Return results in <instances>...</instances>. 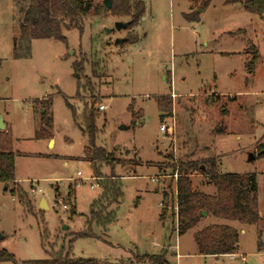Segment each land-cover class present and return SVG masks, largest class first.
Wrapping results in <instances>:
<instances>
[{
  "label": "rangeland",
  "instance_id": "obj_1",
  "mask_svg": "<svg viewBox=\"0 0 264 264\" xmlns=\"http://www.w3.org/2000/svg\"><path fill=\"white\" fill-rule=\"evenodd\" d=\"M17 1L0 0V118L5 125L0 132L12 137L16 183L8 190L0 183V250L17 262L44 260L49 252L67 249L72 235L82 231L91 237L76 239L71 256L100 264H151L136 257L161 252H167L169 264H264V156L258 157L264 149V15L226 0H211L205 10L188 0H141L146 11L138 24L116 30L129 18L96 11L106 0H93L81 34L63 25L65 42L32 41L29 56L16 59ZM127 37L135 41L121 43ZM252 47L260 60L251 71ZM83 59L88 63L81 83L92 81L97 100L95 145L115 160L100 173L121 180L123 199L109 207L115 217L104 225L91 221L101 187L83 153L88 145L80 130L83 103L89 107L93 101L86 90L76 96L73 64ZM95 62L99 77L91 75ZM160 96L171 99V117L161 122L174 125L171 138L160 132ZM213 158L222 174L257 176L259 221L246 226L207 212L179 236L170 203L159 219L163 192L175 191L178 176L172 168ZM189 178L195 192L216 195L211 178L198 171ZM69 186L75 217L66 201ZM12 188L24 203L17 191L11 195ZM215 225L238 231L233 256L199 254L194 234Z\"/></svg>",
  "mask_w": 264,
  "mask_h": 264
},
{
  "label": "trees",
  "instance_id": "obj_2",
  "mask_svg": "<svg viewBox=\"0 0 264 264\" xmlns=\"http://www.w3.org/2000/svg\"><path fill=\"white\" fill-rule=\"evenodd\" d=\"M193 2L197 7L205 10L208 8L211 0H188ZM110 8L97 6L96 11H108L116 18H129L125 22L127 30H132L146 9L143 1L136 0H109ZM236 3L240 5L246 12L257 16L264 15V0H226L225 4ZM93 0H18L16 2V12L21 16L19 24L20 37L13 40L14 58L21 59L28 57L31 49V42L38 40H58L65 42L62 28L65 25L67 30L77 29L80 34L83 32V20L87 17L92 8ZM194 13L186 16V20L191 21ZM122 24V25H124ZM134 42V38L127 37L124 41ZM253 59L249 62V70H253L255 64L260 60L258 51L252 47ZM86 62L73 64V77L77 79V98L79 90L87 91L91 94L93 100L91 105L87 107L83 103V117L85 126L80 127L82 133L88 138V145L84 148V158L91 165L94 178L100 182L101 194L92 205V219L100 224H109L115 217L114 212H108L112 204H119L122 201L121 180L114 177H102L100 171L103 165L113 167L114 158L112 153H108L104 148L95 145L96 137L99 130L95 127L97 113L94 105L96 96L94 95V85L90 79L86 78L85 85H82L80 76L85 71ZM94 63V62H92ZM1 66V64H0ZM100 69L98 63L91 64V75L99 77L97 73ZM50 100V99H49ZM66 100V106L73 115L75 124H79V118L75 113V109ZM44 101V100H42ZM51 101V100H50ZM157 111L159 112V122L165 118H170L172 114L171 99L168 96H160L156 100ZM133 104L128 107L131 112ZM132 119L136 117L132 114ZM51 123V121H50ZM80 125V124H79ZM40 139V138H38ZM263 149H261L262 151ZM261 151L258 157H263ZM14 153L12 149V137L9 132H0V183L8 187L15 183V166ZM198 171L202 176L212 179L216 188V195L209 196L200 192H195L192 188V182L189 175ZM177 173V182L175 191H171L169 187L168 193L163 192L161 202L160 221L162 222L167 215V206L171 204V213L173 223L175 221V230L181 236L188 230L194 228L198 222L203 219L202 212H210L213 217L224 219L227 221H238L246 226L254 225L259 221L258 210V193H257V176L248 174L240 176L237 174H222L218 170L217 160L208 159L205 162L196 163H179L178 166L172 168V174ZM18 190L12 188L11 195H15ZM74 193L72 187L69 186L66 201L70 204V216H78L74 202L71 203V195ZM21 203H24V197L18 195ZM95 210V211H94ZM82 237H91L87 232L80 231L72 235V239L68 242L67 249L60 248L56 253L49 252L48 257L44 260H28L17 262L13 254L0 250V262H13V264H100L94 259L80 258L75 259L71 256L72 243ZM239 233L236 229L226 226H210L198 231L193 238L198 247L199 254L203 256H233L239 249L238 245ZM167 252L159 255L137 256V261L150 262L151 264H169L166 260ZM117 264V263H116Z\"/></svg>",
  "mask_w": 264,
  "mask_h": 264
},
{
  "label": "water",
  "instance_id": "obj_3",
  "mask_svg": "<svg viewBox=\"0 0 264 264\" xmlns=\"http://www.w3.org/2000/svg\"><path fill=\"white\" fill-rule=\"evenodd\" d=\"M103 5H104V7H106L107 9H109L110 8V2H109V0L104 1L103 2ZM115 27H116V30H122V29L126 28L125 24L124 25H122V24H116ZM4 129H5V125L3 124L2 118H0V131H3ZM261 155L264 156V149L261 151ZM248 159L249 160H254V156L252 154H249ZM6 189H7V187H5V190ZM46 208H47L46 202H45V200H42V203L40 205V209L44 210ZM206 214H207L206 212H202V216H205ZM64 228L66 229V227H64ZM0 239H2V236L1 235H0Z\"/></svg>",
  "mask_w": 264,
  "mask_h": 264
},
{
  "label": "built area",
  "instance_id": "obj_4",
  "mask_svg": "<svg viewBox=\"0 0 264 264\" xmlns=\"http://www.w3.org/2000/svg\"><path fill=\"white\" fill-rule=\"evenodd\" d=\"M99 110L104 111L105 109L103 106H100ZM159 128H160V132H162L164 135L168 136L169 138L173 137L174 130H175V127L173 124L161 123V126ZM77 175L80 176V173H77ZM63 208L66 209L67 206L64 205Z\"/></svg>",
  "mask_w": 264,
  "mask_h": 264
},
{
  "label": "crops",
  "instance_id": "obj_5",
  "mask_svg": "<svg viewBox=\"0 0 264 264\" xmlns=\"http://www.w3.org/2000/svg\"><path fill=\"white\" fill-rule=\"evenodd\" d=\"M42 203V202H41ZM41 205V204H40Z\"/></svg>",
  "mask_w": 264,
  "mask_h": 264
}]
</instances>
